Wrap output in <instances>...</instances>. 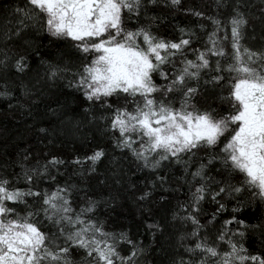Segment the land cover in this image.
Returning a JSON list of instances; mask_svg holds the SVG:
<instances>
[{"label":"snow or ice","instance_id":"obj_1","mask_svg":"<svg viewBox=\"0 0 264 264\" xmlns=\"http://www.w3.org/2000/svg\"><path fill=\"white\" fill-rule=\"evenodd\" d=\"M159 3L179 9L181 0H17L4 6L14 23L8 20L0 33L5 44L0 65L7 69L13 61L17 73L29 67L26 57L10 55L7 45L30 27L63 41L68 50L61 55L68 59L62 64L41 58L46 81L55 84L68 77L66 86L82 97L77 107L88 122H103L112 149L128 153L124 159L130 157L137 170L148 174L123 188V174L113 171L112 183L122 189L113 192L109 176L97 175L108 155L105 147L95 146L71 160L48 153L43 163L29 147L18 148L14 159L0 165V264H153L147 257L165 224L150 219L153 214L145 209V234L151 237L145 243L134 239L129 227L111 226L109 214L121 198L144 208L158 188L168 193L167 170L176 168L181 183L172 192L182 193L186 185L187 194L176 200L171 221L191 230L180 231L169 264H264V249L250 251L242 242L249 228L264 225H250L237 215L245 206L238 196L264 203V45L246 43L254 6L235 0L226 18L219 9L229 7L227 0H216L217 15L184 8L211 24L203 46L192 48L198 39L192 27L177 25L178 39L154 30L168 19L153 11ZM258 18L264 22V7ZM198 27L207 28L203 23ZM0 87V98L28 109L33 126L41 122L32 111L42 92L22 84L20 100L8 79ZM209 88L220 94L209 99ZM52 103L56 106L44 105L43 115L55 119L36 129L49 143L55 141L57 121L76 130L84 123L66 116L59 101ZM116 160L113 156L110 162ZM70 167L75 169L71 174ZM93 177L98 190L90 186ZM168 199L158 196L160 202ZM233 199L232 214L212 239L208 226L215 225ZM208 200L216 208L202 222V204Z\"/></svg>","mask_w":264,"mask_h":264},{"label":"trees","instance_id":"obj_2","mask_svg":"<svg viewBox=\"0 0 264 264\" xmlns=\"http://www.w3.org/2000/svg\"><path fill=\"white\" fill-rule=\"evenodd\" d=\"M17 0H0V33L6 30V24L8 20H13L12 17L7 16L4 11L5 5H14ZM247 3H251L254 7L251 9L252 17L251 26L247 28V35L249 39L246 40L252 47H260L264 45V22L258 17L260 16V8L264 7L260 0H245ZM23 3V0H20ZM229 7L227 9L220 8L219 15L222 18H226L231 13V5L235 3V0H227ZM216 0H181L179 9L166 8L163 3H159L153 11L157 14L163 13L168 17L167 21L162 22L156 29L159 34L168 38H179V32L176 26L179 25L192 27L196 32L198 39L193 41L192 48H198L203 46L206 39L207 31H211L210 21L204 18H198L190 13H185L184 8L192 7L204 11L206 15H217L218 11L214 7ZM143 22V20H142ZM14 23V20H13ZM200 23L207 26L206 30L201 31L198 27ZM255 37V39H252ZM7 47L12 49L10 55L19 53L26 57L25 63L29 66L24 73H17L15 68L12 67L13 61L9 62V67L6 69L0 65V85L6 78L10 81L11 87L15 88V96L23 100L24 98L20 93V86L23 84L29 88H32L37 93H43L39 97L37 104L34 106L32 115L36 116L41 122L33 126V120L29 116L28 109H22L18 104H15L12 100L0 98V165L10 157L15 158L17 149H23L29 147L33 152V156L41 160L47 158L48 153L58 154L65 160H71L76 154H86L92 150L95 146L105 147L108 155L99 163L97 175L99 179H104V175L109 176V184L113 192L122 190L120 185L112 183L111 175L113 171H120L123 174V188H127L129 183L139 184V181L143 180L148 174L147 170L139 171L134 167L131 158L124 159L128 156V153L121 154L119 150H113L111 147V133L104 132L103 122L99 125L95 122H88V117L82 112V107H77L78 99H81L80 94L73 89H69L67 85L68 77L59 79L55 84H51L46 81L45 78V65L42 64L41 58L44 60L52 61L53 63H63L67 56H62L61 53L67 52L68 46L63 41H57L55 38L50 37L47 32L41 31L39 28L30 27L27 29L22 37H13ZM5 48V44L0 37V52ZM39 53V56H37ZM188 58H194L192 52H187ZM0 55V59H2ZM76 59V57H72ZM170 70V67H169ZM157 83H162L159 76L156 77ZM0 90H3L0 87ZM209 99L220 94L219 89H208L206 93ZM36 99V97H34ZM59 101L62 106H66L67 111L65 115L71 117L72 121L81 119L84 121L83 126L78 130L73 129L71 124H65L60 126L59 121L56 122L57 131L54 143H49L47 138H43L41 134L36 131L41 126H48L51 119L48 116H44V105H50L55 107L56 104L52 103ZM115 103V98H113ZM123 103V101H121ZM215 103H219L218 100ZM9 105H12L11 107ZM130 106V105H129ZM99 114V111L97 112ZM61 120L64 117H60ZM117 157L115 163H111V157ZM18 170V169H17ZM75 169H69V174ZM8 172L12 169L8 168ZM63 172L64 169L62 168ZM170 187L168 193H163L162 189H157L156 194L153 196V202L148 203L141 207L139 203H134L131 199L121 198L120 206L109 214V224L113 227L119 228L120 226L129 227L134 239H143L145 243H148L151 239L150 236L145 234L146 225L143 217H148V212L145 209L151 210L152 216L149 217L153 220H159L165 224V230L163 235L157 233L155 237V243L149 253L147 259L153 261V264H169L170 258L175 255L177 248V236L180 231H190V227L182 228L179 221L172 222L170 212L175 206L177 199H186L187 186L183 188V192H176L173 194L172 190L176 189L181 183L177 179L182 173L180 169H168ZM104 175H100V174ZM164 173L162 172L161 175ZM149 179L153 177L149 176ZM73 179H77L73 177ZM97 177H93L90 181V186L94 190H98L96 184ZM142 187V185H140ZM165 194L169 196L167 202L158 201V196ZM237 199L244 200L245 206L240 208L238 218L245 219L250 225L261 224L264 225V203L259 199L251 200L247 194L238 196ZM79 200V197H77ZM236 204V200H230L227 203V208L220 214L215 225H209L207 234L214 239L217 229L224 219H227L232 214L233 205ZM202 208L204 210L201 215L202 222H205L207 215H210L216 208L210 200L203 202ZM143 213V217H142ZM115 221V224H112ZM232 227H236L235 224ZM249 248L250 251L264 249V227L249 228L242 241ZM182 251V249H179ZM127 254V249H122Z\"/></svg>","mask_w":264,"mask_h":264}]
</instances>
